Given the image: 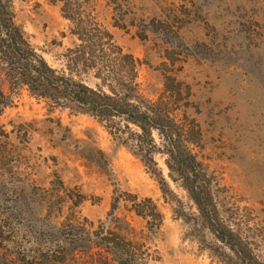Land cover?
<instances>
[{"label":"rangeland","instance_id":"1","mask_svg":"<svg viewBox=\"0 0 264 264\" xmlns=\"http://www.w3.org/2000/svg\"><path fill=\"white\" fill-rule=\"evenodd\" d=\"M63 2L13 0V7L30 44L50 66L67 72L68 49L80 41ZM71 2L89 27L109 31L122 53L140 61L136 81L143 97L167 102L176 123L192 132L195 142L188 145L210 181L218 217L245 250L238 255L204 225L161 155L154 158L172 192L167 199L132 148L110 133L111 121L16 90L0 115L10 131L8 184L55 193L59 177L67 187L59 194L71 201L84 195L77 206L69 201L46 217L81 245L66 264H117L92 238L108 228L123 229L136 243L139 264H264V0ZM163 20L171 24L167 36L157 23ZM0 89L7 92L2 75ZM144 198L161 212L159 226L132 210V202ZM39 203L32 204L41 212L38 222L46 213Z\"/></svg>","mask_w":264,"mask_h":264},{"label":"trees","instance_id":"2","mask_svg":"<svg viewBox=\"0 0 264 264\" xmlns=\"http://www.w3.org/2000/svg\"><path fill=\"white\" fill-rule=\"evenodd\" d=\"M71 1L64 0L61 9L72 23L71 32L80 43L68 49L65 72L50 66L30 44L16 23L13 0H0V75L7 85V92L0 89V115L10 103V93L25 89L31 96L70 107L101 121H111L106 124L110 133L132 148L156 177L165 199L172 192L157 166L154 158L157 154L164 158L171 180L178 182L195 203L204 225L232 251L238 255L243 253L245 247L239 237L218 217L210 181L188 145L195 142L192 132H184L183 126L176 123L167 102L143 97L136 81L140 61L130 53H122V48L112 43L109 31L89 27L78 10L79 5L74 7ZM173 18L170 22L176 23L177 17L173 15ZM170 22H157L161 25L160 32L166 36ZM150 30L155 32L156 27ZM167 88L169 85L165 83L164 89ZM173 89L170 95L177 92V88ZM9 134L10 131L0 124V263L66 264L81 245L77 238L68 239L69 229L50 223L51 219L46 220V217L61 212L73 197L67 199L66 195L58 193L59 189H67L59 177V189L55 193L49 188L30 191L23 185H9L5 177V168L10 164L5 147ZM39 200L46 210L40 222L38 214L41 212H33L32 206ZM82 201L84 195L78 192L71 205L77 206ZM115 206L114 203L112 209ZM131 208L147 223L160 225L162 214L151 198L133 201ZM92 238L117 264H139L136 243L123 229L93 231ZM244 255L252 260L249 254ZM247 264L252 263L248 261Z\"/></svg>","mask_w":264,"mask_h":264}]
</instances>
